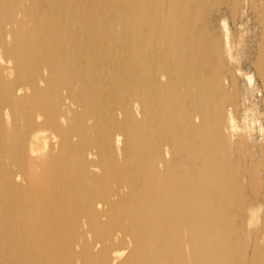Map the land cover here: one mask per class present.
Returning <instances> with one entry per match:
<instances>
[{
  "label": "bare ground",
  "instance_id": "bare-ground-1",
  "mask_svg": "<svg viewBox=\"0 0 264 264\" xmlns=\"http://www.w3.org/2000/svg\"><path fill=\"white\" fill-rule=\"evenodd\" d=\"M239 1L0 0L4 264H264V141L237 122V43L204 20Z\"/></svg>",
  "mask_w": 264,
  "mask_h": 264
},
{
  "label": "rangeland",
  "instance_id": "rangeland-1",
  "mask_svg": "<svg viewBox=\"0 0 264 264\" xmlns=\"http://www.w3.org/2000/svg\"><path fill=\"white\" fill-rule=\"evenodd\" d=\"M35 1L22 0V3L24 5H34ZM227 3L214 5L208 14L204 16V20H209L208 24H213V28L222 37H225L227 34V36L232 37L237 43L236 52H233V54L238 62L243 63L242 71L244 72V75H241L239 78L238 88L240 93L246 97L247 106L244 111L240 112L237 122L239 129L246 134L248 145L252 147L253 154L255 157H258V145L264 141V93L259 86L260 82L254 72V66L252 64L254 57L249 60L248 57H244L243 55L244 51L247 50L244 47L243 41L253 36V34H259L260 29L257 27V21L260 20L259 7L261 0H240L235 3ZM250 51L255 55V46L251 47ZM248 200L251 206L254 207V212L252 219L250 217L247 221L248 228L253 235L249 236L250 233L248 234L246 255L247 257H251L254 252L253 238L255 234L259 242L260 254L264 261V236L260 232L259 223L264 213V202L260 198H255L253 195H250ZM3 219L4 215L1 214L0 222ZM3 234V228L0 226V264H4L9 259V254L5 250V240L2 239ZM16 248L18 250L22 249L21 244H17ZM248 249H251V251Z\"/></svg>",
  "mask_w": 264,
  "mask_h": 264
}]
</instances>
